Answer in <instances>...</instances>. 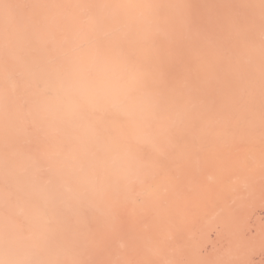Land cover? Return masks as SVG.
I'll use <instances>...</instances> for the list:
<instances>
[{"label": "snow or ice", "instance_id": "1", "mask_svg": "<svg viewBox=\"0 0 264 264\" xmlns=\"http://www.w3.org/2000/svg\"><path fill=\"white\" fill-rule=\"evenodd\" d=\"M0 6L6 7V0ZM258 6L264 132V0ZM20 7L28 14L9 15L4 22L0 264H92L76 254L84 243L79 224L85 205L99 207L122 181L143 184L145 171L162 167L170 157L192 156L196 144L189 133L205 111L228 114L237 123L244 114H254L255 22L229 14L204 27L183 15L176 29L169 12L185 13V0H77ZM36 8L79 10L75 38L51 32L61 18L37 16L31 12ZM89 51L121 69L115 89L77 75L75 55ZM77 125H86L106 145L104 152L91 153L89 163L71 140L70 130ZM129 125L133 133L125 136ZM21 134L26 144L18 148ZM129 161L136 165L130 172ZM22 186L28 199L17 209ZM106 215L111 231H119V217ZM54 238L61 242L53 246Z\"/></svg>", "mask_w": 264, "mask_h": 264}, {"label": "rangeland", "instance_id": "2", "mask_svg": "<svg viewBox=\"0 0 264 264\" xmlns=\"http://www.w3.org/2000/svg\"><path fill=\"white\" fill-rule=\"evenodd\" d=\"M211 1L185 0L188 5L185 13L182 14L176 10L169 12V15L174 18L173 26L179 29L182 26V16L186 15L197 25L211 27L213 22L226 15H233L235 9L237 11L234 15L245 19L250 14L252 7L242 6L258 3L257 0H232L229 9L225 11L216 9L209 12L206 6ZM76 2L77 0H6L7 6H0V89L5 87L2 61L5 58L4 22L6 18L9 15L20 18L28 14L29 10L20 7L22 4L68 5ZM31 12L37 16L54 14L60 17L61 23L50 28V31L60 38L71 40L80 30L81 26L78 22L80 12L77 9L57 8L51 10L50 13L48 9L36 8ZM141 27H147V24L145 23ZM85 61H87V65ZM256 62L258 60H254V63ZM75 70L80 77L92 79L98 85L105 87L110 85L114 87L112 89L116 88L115 78L121 71L118 66L103 63L91 51L75 55ZM258 71L254 66L256 88L259 87ZM246 73L247 70H245V75ZM2 118L3 113L0 111V120ZM242 123L243 117L237 123L228 114L217 115L210 110L205 111L199 126L189 133V138H194L196 144V151L192 156L170 157L163 162L162 167L147 169L145 171L147 177L143 178V184L133 183L126 186V182L122 181L111 189L108 197L99 207L85 205L84 215L79 224V231L83 234L84 243L76 250L77 258L92 262V264H106V262L118 260L130 262L133 252L140 254L144 249L162 245V232L166 228L170 230L176 240H188L192 228L188 221H185V225L178 220L181 216L186 218L198 213L206 214L209 202L214 198L213 192L216 190L227 192L225 195L229 198L236 197L234 193L238 191V186L235 190L233 186L230 190H227L225 186L232 185L233 180H237L232 177L229 167L232 160L236 164L240 150L238 146L231 143V135H240L238 132ZM70 131L74 147L84 162L86 159L88 163L91 162V153L105 151L104 142L98 141L92 136L86 125H77ZM84 132L87 134L83 135ZM132 133V125L123 131L125 136H130ZM16 143L18 148L25 146L26 139L22 134L18 136ZM3 151L4 143L0 139V154ZM97 166L103 172V164ZM145 192L147 194L142 195ZM138 198L142 203L138 202ZM27 199V186H22L18 191L17 209L23 207ZM259 208L261 209V207L257 209ZM108 213L119 217V231H111L105 222ZM4 215L5 205L0 201V226H2ZM165 218L169 219V222H166ZM262 218H264L263 215L257 222L264 224ZM163 223L167 226L164 227ZM255 223L254 221L249 225L250 229L247 228L246 236L253 230L252 226ZM253 228L255 229V226ZM59 242L61 241L54 238L53 246ZM209 244H212V238L207 241V246L201 247L203 254L208 252ZM205 246L207 250L204 248ZM261 254L254 255V259H256L254 263L264 264V254ZM261 258L263 259L261 260Z\"/></svg>", "mask_w": 264, "mask_h": 264}, {"label": "bare ground", "instance_id": "3", "mask_svg": "<svg viewBox=\"0 0 264 264\" xmlns=\"http://www.w3.org/2000/svg\"><path fill=\"white\" fill-rule=\"evenodd\" d=\"M231 5L232 0H212L206 8L209 12L216 9L225 11ZM254 5L256 6L252 7L245 19L251 18L255 22V61L258 62L254 63V66L257 71L259 70V87L256 88L254 98V114L251 116L244 114L238 132L240 135H231V143L240 150L236 164L232 160L229 167L232 177L237 180H233L232 185L228 184L225 188L230 190L233 186L235 190L238 186V191L234 193L236 197L229 198L225 195L227 192L214 191V198L209 202L206 214L198 213L186 218L181 216L178 219L185 225V221L191 225L192 230L188 240H176L169 229H163L162 245L144 249L140 254L133 252L130 264H161L163 261H175L177 264H257L254 263L256 260L254 255L261 254V251L264 254V224L257 222L261 219V215L264 217V209H262L264 207V132L260 119L259 53L261 14L258 3ZM236 11V9L233 11V15ZM85 64L87 65V61ZM108 87L114 88L110 85ZM86 134L87 132L83 133ZM85 162L88 163V160L86 159ZM134 164L128 162L129 172L135 169ZM146 177L145 173L143 178ZM258 207H261L259 209L262 211L257 209ZM262 219L264 221V218ZM165 221L169 222V219L165 218ZM254 221L255 229L252 226L253 230L246 236L247 228L250 229L249 225ZM163 226L167 224L163 223ZM210 238L212 244H209L210 247L208 245V252L203 254L201 247L206 245ZM261 255L259 256L263 257Z\"/></svg>", "mask_w": 264, "mask_h": 264}, {"label": "clouds", "instance_id": "4", "mask_svg": "<svg viewBox=\"0 0 264 264\" xmlns=\"http://www.w3.org/2000/svg\"><path fill=\"white\" fill-rule=\"evenodd\" d=\"M3 248V240H0V251H2Z\"/></svg>", "mask_w": 264, "mask_h": 264}]
</instances>
